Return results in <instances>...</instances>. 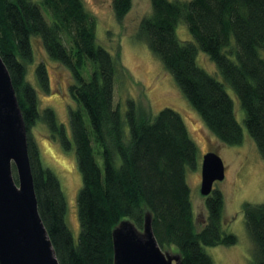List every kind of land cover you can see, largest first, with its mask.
Returning <instances> with one entry per match:
<instances>
[{
  "label": "trees",
  "instance_id": "16d2710c",
  "mask_svg": "<svg viewBox=\"0 0 264 264\" xmlns=\"http://www.w3.org/2000/svg\"><path fill=\"white\" fill-rule=\"evenodd\" d=\"M150 5L137 37L214 137L237 145L244 134L229 87L264 160V0H150ZM111 6L121 20L131 0H111ZM181 22L191 39L176 34ZM36 46L71 74L68 92L75 107L69 105L68 117L82 179L77 241L66 223L60 181L41 163L29 133L41 121L52 139L71 148L54 110L40 112L37 89L26 77ZM199 52L215 65L214 73L198 63ZM0 56L27 130L38 212L59 264H113L112 229L122 219L141 229L146 213L158 244L179 254V264H214L206 246L236 243L225 229L224 195L218 188L206 196V219L197 226L188 173L199 166L198 149L181 115L164 107L152 117L129 99L123 117L114 106L118 59L96 42L95 21L81 0H0ZM34 76L39 88L48 91L46 60L34 66ZM242 213L253 244L249 264H264V203L245 202Z\"/></svg>",
  "mask_w": 264,
  "mask_h": 264
},
{
  "label": "rangeland",
  "instance_id": "374dc122",
  "mask_svg": "<svg viewBox=\"0 0 264 264\" xmlns=\"http://www.w3.org/2000/svg\"><path fill=\"white\" fill-rule=\"evenodd\" d=\"M81 1L84 10L95 21L96 42L118 59L113 102L122 116H125L129 99L139 102L152 117L164 107L172 108L181 115L190 137L196 143L199 166L195 171L188 173V182L198 227L206 219V196L200 193L202 156L208 151H214L222 158L225 176L223 180L215 182L213 188L223 192L225 229L233 233L237 241L233 245L206 246L205 251L214 264H249L253 244L245 227L242 205L245 202L264 203V160L254 140L247 133L243 112L233 91L227 88L236 103V116L243 128L244 137L240 144L226 145L214 137L161 61L151 52L147 43L137 37L140 20L151 12L150 0H131L130 9L121 20L115 17L111 0ZM42 11L48 18L44 7ZM176 34L182 40L191 39L183 22L177 25ZM46 57L44 50L36 46L33 62L27 67L26 77L37 89L40 112L46 107L54 110L58 122L64 126L71 141V148L64 149L58 140L52 139L48 127L41 121H37L29 133L38 145L41 163L51 169L60 181L67 205L66 223L77 241L80 230L77 195L82 179L76 162L68 117L69 105L75 107L68 92L72 79L66 67ZM41 60H46L48 66V91L39 88L34 76V66ZM198 63L208 71L215 72V65L202 52L198 53ZM83 76L89 77L87 68L83 70ZM165 250L175 253L171 249Z\"/></svg>",
  "mask_w": 264,
  "mask_h": 264
},
{
  "label": "water",
  "instance_id": "95a60500",
  "mask_svg": "<svg viewBox=\"0 0 264 264\" xmlns=\"http://www.w3.org/2000/svg\"><path fill=\"white\" fill-rule=\"evenodd\" d=\"M200 193L208 196L225 176L220 155L201 160ZM15 170V172H14ZM113 264H179L177 253L162 249L151 215L142 228L122 219L112 229ZM0 264H59L40 218L27 149V130L9 72L0 56Z\"/></svg>",
  "mask_w": 264,
  "mask_h": 264
},
{
  "label": "bare ground",
  "instance_id": "6f19581e",
  "mask_svg": "<svg viewBox=\"0 0 264 264\" xmlns=\"http://www.w3.org/2000/svg\"><path fill=\"white\" fill-rule=\"evenodd\" d=\"M201 166V165H200Z\"/></svg>",
  "mask_w": 264,
  "mask_h": 264
}]
</instances>
